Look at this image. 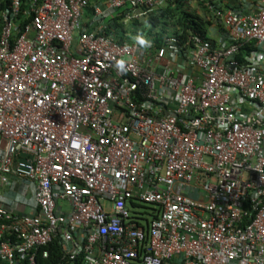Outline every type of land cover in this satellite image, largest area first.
<instances>
[{"label": "built area", "instance_id": "built-area-1", "mask_svg": "<svg viewBox=\"0 0 264 264\" xmlns=\"http://www.w3.org/2000/svg\"><path fill=\"white\" fill-rule=\"evenodd\" d=\"M173 1L0 0V264H264V0Z\"/></svg>", "mask_w": 264, "mask_h": 264}, {"label": "trees", "instance_id": "trees-1", "mask_svg": "<svg viewBox=\"0 0 264 264\" xmlns=\"http://www.w3.org/2000/svg\"><path fill=\"white\" fill-rule=\"evenodd\" d=\"M187 2H181L180 0H175L173 2H168L166 8L158 9L156 14L162 15L165 19L174 20L173 25L175 29L180 30L185 33V30L191 29L198 33H203L205 27L209 24L206 17L198 16L195 13H192L188 7L185 6ZM154 13V12H153ZM152 24H156V21L153 19ZM116 30L119 28L115 27ZM123 34H126L123 31ZM151 34V32H150ZM165 35L164 32L161 34L153 33L152 36L156 44H159V39ZM46 249L48 251V258H42L41 250ZM36 254V264H58L63 261L62 259V250L59 242L54 240L47 247L39 248L35 252Z\"/></svg>", "mask_w": 264, "mask_h": 264}, {"label": "rangeland", "instance_id": "rangeland-1", "mask_svg": "<svg viewBox=\"0 0 264 264\" xmlns=\"http://www.w3.org/2000/svg\"><path fill=\"white\" fill-rule=\"evenodd\" d=\"M185 6L188 7L192 13L207 18V15L204 13L203 7L201 6V0H188L187 3H185ZM153 12L146 14L144 21L139 23L126 22L121 24V27L117 28V33L122 34V31H124L126 33L144 32L147 35H150V32L151 34L154 32L157 34L164 32L166 35L173 34L175 30V27L172 26L174 20H168L161 14H156L158 13L157 8H155ZM153 19L156 21V24H152ZM150 209H152V206L140 204L137 212L143 214L144 219L150 220V217L148 216L151 213Z\"/></svg>", "mask_w": 264, "mask_h": 264}, {"label": "clouds", "instance_id": "clouds-1", "mask_svg": "<svg viewBox=\"0 0 264 264\" xmlns=\"http://www.w3.org/2000/svg\"><path fill=\"white\" fill-rule=\"evenodd\" d=\"M138 43H140L141 45H144L147 42L143 38H138Z\"/></svg>", "mask_w": 264, "mask_h": 264}, {"label": "crops", "instance_id": "crops-1", "mask_svg": "<svg viewBox=\"0 0 264 264\" xmlns=\"http://www.w3.org/2000/svg\"><path fill=\"white\" fill-rule=\"evenodd\" d=\"M86 12H87V10H86ZM89 12V11H88ZM2 192V190L0 189V193Z\"/></svg>", "mask_w": 264, "mask_h": 264}]
</instances>
